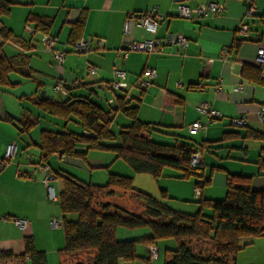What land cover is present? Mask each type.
I'll use <instances>...</instances> for the list:
<instances>
[{
	"label": "crops",
	"instance_id": "0c3cea01",
	"mask_svg": "<svg viewBox=\"0 0 264 264\" xmlns=\"http://www.w3.org/2000/svg\"><path fill=\"white\" fill-rule=\"evenodd\" d=\"M9 1L12 3L11 11L1 18L0 30L8 28L16 38L4 40L0 35V45L9 57L26 56L31 73L12 72L9 79L14 86L0 88V166L8 146L14 142L17 145L15 156L7 160L0 170V250L11 251L15 257L0 261V264H32L25 245L29 236L33 237L37 250L45 252L48 258L51 253L52 258L58 254L62 264L65 237H60L61 224L56 229L51 225L57 208L50 199L49 187L56 181L60 194L63 181L59 175L62 173L85 182L104 184L98 182L103 180V175L96 179L90 172L88 180L77 177L72 170L80 167L87 175L92 167H106L107 161L95 162V159L88 158L90 150L86 159L61 157L54 153L47 161L43 160V131L84 133L78 122H66L37 105L38 100L45 97L58 101L49 98L44 88L51 87V94L63 96L59 102L68 97H88L107 110L118 107L116 94L125 96V103L138 102V118L158 128L152 135H160L159 140H163V144L185 142L200 148L203 159L201 174L208 182L201 188L199 197L194 193L197 178H180L181 171L176 169L164 174L166 168L159 179L167 181L162 190L165 196H171L178 202L169 204L173 209L194 213L199 209L198 200L224 198L229 173L253 175L252 187L264 189V175L258 174L257 166L258 160L264 158V140L244 138L247 129L264 134V121L259 117L260 113L264 114V83L261 74L259 76L255 72L261 67L258 49L264 46V0H252L257 8L255 16H248L247 0H185L190 7L212 1L224 5V9L216 14L193 15L191 19L178 15L175 0ZM154 7L162 16L156 33L147 32L135 22H132L130 32L124 33V22L130 13L147 12ZM31 15L51 21L48 33L56 36V48L66 51L62 63L52 51L44 50V33L37 30L34 23L28 22ZM77 22L82 25L77 39L86 38L94 46L89 53L76 52L71 42ZM242 24L251 30L250 39L240 35ZM170 34L185 36L187 45L168 44L160 51L125 53V46L130 42L153 37L168 38ZM100 38L105 39L101 48L98 46ZM246 65L248 68L244 72ZM89 67L94 71H89ZM116 68L126 72L128 86L122 90H109L107 83L120 80L115 75ZM148 68L155 70L156 75L151 80V87L142 90L138 80ZM58 82L68 86L67 95L55 90ZM42 89L44 97H41ZM110 98L115 100L113 104L108 102ZM201 103H208L220 111L222 118L210 122L198 109ZM238 116L246 117L245 126L232 122ZM196 120L203 126L192 134L189 127ZM26 122L33 125L23 130L22 125ZM226 134L229 137L222 140ZM190 135H198V141L189 139ZM209 146L212 148L208 149ZM251 146L254 147L253 153ZM86 147L78 144L80 150H87ZM117 168L116 174L136 179L137 174L131 168L123 164ZM47 173L50 175L48 182L45 181ZM205 210V214H211L210 210ZM18 218L26 220L24 227L16 224L15 219ZM257 244V251H239L235 264H264V236L252 239L245 249H254ZM245 254L247 256H241Z\"/></svg>",
	"mask_w": 264,
	"mask_h": 264
},
{
	"label": "trees",
	"instance_id": "16d2710c",
	"mask_svg": "<svg viewBox=\"0 0 264 264\" xmlns=\"http://www.w3.org/2000/svg\"><path fill=\"white\" fill-rule=\"evenodd\" d=\"M11 6V1L0 0V20L10 13ZM28 22L34 23L37 30L49 34L51 21L48 18L31 15ZM81 27V22L73 27L71 42L74 45L81 39H77ZM0 35L4 40L16 38L5 27L0 30ZM247 68L246 65L244 72ZM256 71L260 76L261 67ZM12 72L29 75L31 69L27 57H9L0 45V88L13 85L9 79ZM65 88L68 91V86ZM116 99L118 107L111 110L88 97H68L62 102L51 101L47 97L39 99L37 105L42 110L66 122L76 121L84 130L82 134L70 130L43 131V160L47 161L54 153H59L61 157L86 159L88 150L103 149L114 151L117 158L126 161L136 173L151 174L159 179L166 168H172L181 171L180 178H197V182L202 181L203 186L208 182L201 174V166L191 165L193 152L202 151L200 148L185 142L170 145L154 141L152 133L158 128L138 118V102L125 103V96L118 94ZM118 111L130 117L132 122L120 131V144L107 145L104 141L117 138L111 126ZM32 125L26 122L22 129L28 130ZM227 137L229 134L222 140ZM244 138L264 140V134L247 129ZM79 143L87 145V150L78 149ZM207 148L211 149L212 146ZM257 166L258 174L264 175V158L258 160ZM59 177L63 181L59 194L61 227L65 237L62 253L64 259L69 255L76 258L74 264H134L138 259L149 261V252V257L138 255L137 244L144 243L148 248L151 244L157 245L158 240L167 238L176 239L178 246L166 250L165 264H235L239 251L252 239L264 236V189L255 190L252 187L253 175L250 174L229 173L226 196L222 199L198 200L199 209L194 213L173 209L164 200L136 189L130 176L109 173L104 184L85 182L71 174L62 173ZM128 194L136 199V207L143 208L141 212H132L136 209L133 206L129 208L131 204L126 207L103 199ZM162 194L165 196L164 191ZM206 208L211 209L210 215L204 213ZM120 227H149L152 235L118 240L116 236ZM247 238L248 241L245 240ZM25 245L32 264H48L46 253L36 249L32 236L25 239ZM82 255L87 257L81 258ZM14 257L13 252L0 250V261Z\"/></svg>",
	"mask_w": 264,
	"mask_h": 264
},
{
	"label": "built area",
	"instance_id": "2783aa9c",
	"mask_svg": "<svg viewBox=\"0 0 264 264\" xmlns=\"http://www.w3.org/2000/svg\"><path fill=\"white\" fill-rule=\"evenodd\" d=\"M178 4V15L186 18L191 19L193 15L197 16H208L211 14H216L224 9V5L217 1H212L208 3H201L197 5L196 7H190L185 3V0H175ZM249 2L248 7V16H255L257 14V8L256 5L252 2V0H247ZM162 19V16L158 12V8L154 7L150 11L142 12V13H130L125 22H124V33H129L131 30V24L132 22H135L137 26L144 28L147 32L150 33H156L158 29V25L160 20ZM239 33L240 35L245 39H250L252 37V32L248 28L246 24H242L239 27ZM42 42L44 45V48L46 50L52 51L54 53L55 58L58 60L59 63H62L64 61V58L66 57V51L57 49L56 43L57 38L54 35L50 34H44L42 36ZM188 40L183 35H176V34H170L168 38H148L141 41H133L128 43L125 46V53H128L130 51H140V52H153V51H160L163 49L165 45H173V44H179L182 46L187 45ZM105 44V39L100 38L98 40V46L101 48ZM75 51L79 53H89L94 50L93 44L90 42V40L86 38H81L79 41L75 43ZM225 54V51H224ZM258 61L261 63V76L264 83V46H261L258 49ZM89 71H94L92 67H89ZM115 75L120 78V80L112 81L106 84V88L109 90H122L127 88L128 84L125 82L126 79V72L121 68L115 69ZM156 75V71L153 69H146L143 74L140 76L138 82L142 90H146L147 88L151 87L152 85V79ZM240 87L239 89H241ZM55 90L57 92H60L63 95H67L68 91L65 88V86L62 83H57L55 85ZM108 102L110 104H113L115 102L114 99H109ZM198 109L205 114L210 122H214L222 118L223 114L210 107L208 103H201L198 106ZM262 110H264V107H262ZM259 117L262 121H264V114L260 113ZM232 122L237 126H245L247 124V119L244 116H238L234 117L232 119ZM202 123L199 120L194 121L190 127V133L196 134L201 128ZM17 152V145L16 143H12L8 146L6 154H5V160L1 163L0 170L6 165L7 160L12 159ZM203 163L202 159V151L196 150L193 152L191 157V165L193 167H199ZM46 170V169H45ZM49 173L46 174L45 181H49ZM203 187V182L198 181L194 187V193L196 197H199L201 195V188ZM49 196L50 199L58 200L57 194L54 192L53 187H49ZM15 222L18 226L24 227L26 225V220L24 219H15ZM57 225L58 222H55ZM149 255L152 259H155L158 257V246L156 244H151L148 247Z\"/></svg>",
	"mask_w": 264,
	"mask_h": 264
},
{
	"label": "rangeland",
	"instance_id": "374dc122",
	"mask_svg": "<svg viewBox=\"0 0 264 264\" xmlns=\"http://www.w3.org/2000/svg\"><path fill=\"white\" fill-rule=\"evenodd\" d=\"M44 50H46V49H44ZM14 74H16V73L14 72ZM26 84H24V86ZM10 86L12 87L14 85H10ZM10 86H5V87H10ZM44 89L48 91L47 96L49 98H52V99L58 100V101H61V99H64L63 96H61L57 93L51 94L52 93L51 87L44 88ZM118 115L119 116H117L114 119V122L112 124V129H111V131L117 136V138H116V140H113V141L112 140L111 141H104V143L107 145H118V144H120V139H119L120 131L123 129V127L127 126V123L132 122L131 118L124 115L123 113L119 112ZM115 116H116V114H115ZM159 136L160 135H158L157 133L154 134L153 140L157 141V142L164 143L163 140H159L161 138ZM197 137H198V135H190L189 139L196 140ZM196 141H198V140H196ZM250 149H251V153H253L254 147L251 146ZM89 152H90L91 156H89L88 158L91 157V158L95 159L94 160L95 162L107 161L108 163H107L106 167H103V168L92 167L91 171H87L88 172L87 175L82 172V170H83L82 168L74 167V168H72V170H73L74 174L77 175V177H81V178L84 177L83 179L89 180L90 179V172H93L96 179H101V175H103V178H102L103 180H99L98 182L106 183L109 173H116L115 170L119 171V168H117V166H119V164H123V166H125L126 168H131V170L133 171L132 167L126 161H124L122 158H117V154L114 151L103 150V149H90ZM205 157L207 160V156H205ZM168 170H173V169L167 168L165 170L164 174H166L168 172ZM136 174H137L136 179H133V184H134V187L136 189L147 192V193L151 194L152 196H154L160 200L162 199L168 205L169 204L173 205V204L178 203L175 199H172L171 196H163L162 190L166 185V182H167V181H165L166 179L159 180L160 178L156 179L154 176H152L151 174H147V173H136ZM53 186H51V187L54 188L55 194L58 195V200L51 199L52 202H55V206L57 208L56 209L57 214L53 218V220L51 221V225L53 228L56 229L61 224L62 211H61L60 204H59V185L55 181ZM103 199L104 200L109 199V200L113 201L114 203H117L119 205L126 206V207L130 206V204H131V206L129 208H131L133 206L136 209L135 211L133 210L132 212L139 213L143 210L142 207H136V204H137L136 199L129 194L124 195V196H115V197H109V198L105 197ZM209 210L211 211V209H209ZM209 210L206 209L205 211H209ZM55 222H58V224L56 225ZM59 233H60V237L62 236V239H64L63 230H60ZM151 235H152V230L149 227H140V228H136V229H127L124 227H120V228H118V234L116 237L118 240H127V239H141L144 237H149ZM245 240L248 241L249 239L247 238ZM157 246H158V250H159V257H157L155 259L151 258V260H149V261H144V260L138 259L137 261H135L134 264H165L166 250L167 249H176L178 244H177L176 239L167 238V239L158 240ZM245 248L242 249L241 252H244V251L246 252V250H248L247 253L252 252V250L257 251L259 246L257 244L254 249H245ZM137 253L139 256L149 257L148 253L146 252V245L144 243H138L137 244ZM54 256L55 257L52 258V253H51L49 255V258L47 257L48 258L47 259L48 264H60L58 254L55 253ZM241 256L245 257L247 255L245 254V255H241ZM83 257H87V255H82L81 258H83ZM76 260H77L76 258H73L72 256L69 255V256L65 257L64 264H74Z\"/></svg>",
	"mask_w": 264,
	"mask_h": 264
},
{
	"label": "water",
	"instance_id": "95a60500",
	"mask_svg": "<svg viewBox=\"0 0 264 264\" xmlns=\"http://www.w3.org/2000/svg\"><path fill=\"white\" fill-rule=\"evenodd\" d=\"M45 96V91L43 90L42 92H41V97H44Z\"/></svg>",
	"mask_w": 264,
	"mask_h": 264
}]
</instances>
